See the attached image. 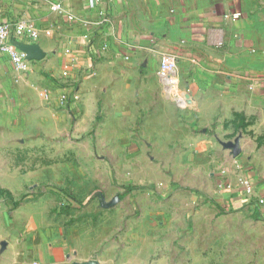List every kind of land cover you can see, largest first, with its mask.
Returning a JSON list of instances; mask_svg holds the SVG:
<instances>
[{
  "label": "rangeland",
  "instance_id": "obj_1",
  "mask_svg": "<svg viewBox=\"0 0 264 264\" xmlns=\"http://www.w3.org/2000/svg\"><path fill=\"white\" fill-rule=\"evenodd\" d=\"M207 63L189 59L177 93L104 57L81 79L1 76L0 189L21 201L0 196L3 238L65 264H264V135L234 90L180 93Z\"/></svg>",
  "mask_w": 264,
  "mask_h": 264
},
{
  "label": "crops",
  "instance_id": "obj_2",
  "mask_svg": "<svg viewBox=\"0 0 264 264\" xmlns=\"http://www.w3.org/2000/svg\"><path fill=\"white\" fill-rule=\"evenodd\" d=\"M55 3H61L62 10H53ZM254 4L251 8L240 0H0V22L12 24V41L38 44L45 53L32 61L31 73L59 79L74 80L79 74L81 79L103 57L120 75L160 77V60L171 54L178 63L176 81L161 82L177 93L189 59L207 56L206 84L192 79L180 93L185 94L187 87L198 99L204 89L234 90L239 98L236 110L244 121L251 119L257 136H263L264 0ZM234 12L242 15L234 19ZM19 22L36 28L38 37L20 30ZM16 72L4 54L0 77L10 79ZM0 264L65 262L45 246L39 250L21 241L7 242L0 226Z\"/></svg>",
  "mask_w": 264,
  "mask_h": 264
},
{
  "label": "built area",
  "instance_id": "obj_3",
  "mask_svg": "<svg viewBox=\"0 0 264 264\" xmlns=\"http://www.w3.org/2000/svg\"><path fill=\"white\" fill-rule=\"evenodd\" d=\"M96 1L100 2L101 0H96ZM52 9L60 11L62 10V4L55 3L52 5ZM241 15H242L241 12H234L232 14V18L237 19ZM17 26L20 30L29 34L30 37L32 38L38 37L37 29L32 27L31 25L25 22H19ZM11 33H12V24L9 22H0V58L4 54H6L16 69L22 71H29L31 68L32 60H29L27 58L28 56L27 53L22 51L16 45V42L11 40ZM177 67H178L177 59L173 55L171 54L163 55L159 64L160 77L166 79L165 82L167 83H173L176 78ZM69 93L65 97L67 101H69L70 99L72 103L74 98Z\"/></svg>",
  "mask_w": 264,
  "mask_h": 264
},
{
  "label": "water",
  "instance_id": "obj_4",
  "mask_svg": "<svg viewBox=\"0 0 264 264\" xmlns=\"http://www.w3.org/2000/svg\"><path fill=\"white\" fill-rule=\"evenodd\" d=\"M16 45L24 52L27 53V58L29 60H39L42 59L45 55V53L40 49L38 44L32 43L27 44L23 42H16ZM225 146L228 148H231L235 155L240 154L241 152V146H240V139H236L234 142H227L225 143ZM121 197L119 195L115 196L112 200L109 202L106 201V197L104 195H101V202L104 207L110 208L119 202ZM73 264H98L97 260H87L83 262H74Z\"/></svg>",
  "mask_w": 264,
  "mask_h": 264
},
{
  "label": "trees",
  "instance_id": "obj_5",
  "mask_svg": "<svg viewBox=\"0 0 264 264\" xmlns=\"http://www.w3.org/2000/svg\"><path fill=\"white\" fill-rule=\"evenodd\" d=\"M0 196H4L6 204L11 206L12 208H16L21 203V201L16 200L12 192L8 190L0 189Z\"/></svg>",
  "mask_w": 264,
  "mask_h": 264
}]
</instances>
